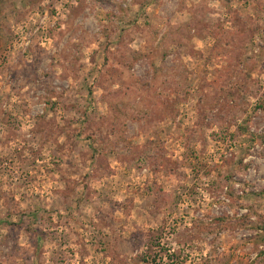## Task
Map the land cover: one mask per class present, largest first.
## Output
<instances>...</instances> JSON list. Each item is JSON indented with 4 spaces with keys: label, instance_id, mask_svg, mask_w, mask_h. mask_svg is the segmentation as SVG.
I'll list each match as a JSON object with an SVG mask.
<instances>
[{
    "label": "rangeland",
    "instance_id": "rangeland-1",
    "mask_svg": "<svg viewBox=\"0 0 264 264\" xmlns=\"http://www.w3.org/2000/svg\"><path fill=\"white\" fill-rule=\"evenodd\" d=\"M0 264H264V0H0Z\"/></svg>",
    "mask_w": 264,
    "mask_h": 264
}]
</instances>
